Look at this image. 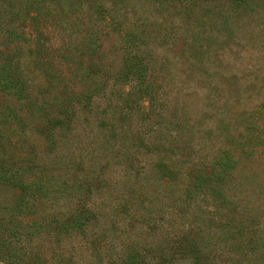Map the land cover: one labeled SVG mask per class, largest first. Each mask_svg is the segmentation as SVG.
<instances>
[{"label":"rangeland","instance_id":"1","mask_svg":"<svg viewBox=\"0 0 264 264\" xmlns=\"http://www.w3.org/2000/svg\"><path fill=\"white\" fill-rule=\"evenodd\" d=\"M245 3L0 0V264H159L181 234L173 264H264V0ZM127 42L141 102L116 82ZM240 146L224 200L193 190Z\"/></svg>","mask_w":264,"mask_h":264},{"label":"trees","instance_id":"2","mask_svg":"<svg viewBox=\"0 0 264 264\" xmlns=\"http://www.w3.org/2000/svg\"><path fill=\"white\" fill-rule=\"evenodd\" d=\"M245 0H235V7L244 5ZM230 33L231 30H229ZM127 45H129L128 50L131 52L129 53L130 56H128L125 66H124V72L121 73L116 78V82H120L122 84H126L129 88L133 87L135 88V91H133L132 98H129V92L125 93L126 99H132L133 102H141L147 98H151V89L149 82L147 80L146 76V66L144 62V56L141 52H138V48L136 44L133 42H127ZM4 72L0 73V87L4 90L12 87V82L9 80H5ZM257 131H264V122L262 126L257 127ZM251 142V144H250ZM249 145L251 147L250 152L253 151L255 147L259 146L258 139L256 141H250ZM240 149L241 151H244L246 148H232L227 149L223 152L222 156L216 159L212 164V173L209 175V178L204 177L202 174L195 175L194 182H193V190L198 191L202 188H205L210 195L213 196V198L217 201H221L223 198L222 189L224 188V184L226 183L225 180L232 177V172L237 166L238 158L235 157V153ZM248 154V152H247ZM246 154V155H247ZM209 182H208V180ZM190 198V192H185L183 200L186 201ZM224 200V198H223ZM230 202H226L228 204ZM233 203V202H232ZM190 204V202H189ZM88 217L83 215L81 218L79 215H76L73 217L72 223H70V228L74 229L77 227H80L83 222H86ZM229 223V222H227ZM233 223V221H231ZM245 223V222H244ZM239 225H243L239 223ZM171 236L166 237L165 239L170 242ZM180 239L176 243L173 241V245L170 244V246H164L165 248L159 247L158 250H162L164 252L163 255H160L159 257V264H173L174 262H181L182 260H185L186 256L189 253H192L191 248L194 247V243L192 242V239L184 240L186 238L185 235L181 234L179 235ZM181 240V242H180ZM144 252H148L147 250H143ZM196 251V250H195ZM157 255V254H156ZM201 256H197L196 259H191L189 261H185L186 263L191 264H210L206 263L205 260H199ZM121 264H141L140 262V253L139 251L133 249L130 250L126 256L122 259ZM211 264H215L214 262H211Z\"/></svg>","mask_w":264,"mask_h":264}]
</instances>
